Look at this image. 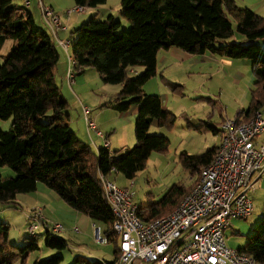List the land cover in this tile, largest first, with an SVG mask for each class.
I'll return each instance as SVG.
<instances>
[{"label": "trees", "instance_id": "obj_1", "mask_svg": "<svg viewBox=\"0 0 264 264\" xmlns=\"http://www.w3.org/2000/svg\"><path fill=\"white\" fill-rule=\"evenodd\" d=\"M12 2L0 0V49L5 41L14 42L0 64V119H11L7 130L0 127V167H9L15 175L0 174V203H14L17 194L32 192L42 183L73 210L102 224L106 242L115 243L111 261L75 256L69 264H115L118 240L111 232L113 215L98 175H109L115 169L133 179L145 168L152 151L167 148L168 138L149 133V129L155 121L158 126H171L175 116L163 108L159 95L143 89L157 74L163 79L157 71L158 52L176 47L190 55L248 59L254 77L251 100L234 117L247 120L264 106V16L234 0H120L124 23L113 14L98 19L94 13L69 31L77 35L72 41L67 38L75 73L92 68L103 83L119 84L115 98L108 101L116 111L137 107L133 146L114 150L102 146L95 152L77 137L63 114L67 102L55 80L60 47L28 11L20 13L21 7ZM73 2L95 8L105 0ZM127 24L129 28L124 30ZM236 35L240 40L232 41ZM137 66L143 68L141 73L131 70ZM208 127L214 134L219 132V127ZM216 149L213 145L196 154L182 151L179 160L195 174L211 161ZM195 182L186 188L173 184L159 200L146 205L148 217L166 214ZM7 230L8 225L0 222V264H13L18 256L26 264L29 253L38 249L37 237L27 236L22 246L10 245ZM44 235V246L55 252L32 264H61L66 239L48 229ZM237 250L264 264V216Z\"/></svg>", "mask_w": 264, "mask_h": 264}, {"label": "rangeland", "instance_id": "obj_2", "mask_svg": "<svg viewBox=\"0 0 264 264\" xmlns=\"http://www.w3.org/2000/svg\"><path fill=\"white\" fill-rule=\"evenodd\" d=\"M52 1L57 7V11H54L60 12V20L66 21L65 18H68V22H66L68 31H72L94 13H97L98 19L105 18L108 14H113L124 23L120 15V0H105V3L97 5L99 7L98 12L96 10L92 11L93 7H87L84 12L71 11L70 13H66V11L75 7L73 0ZM234 1L238 6L247 7L257 14L264 16V0ZM19 6H23V4ZM37 7L40 12L38 5ZM38 10L36 9L34 14L36 23L40 28L48 31L44 22H42L43 20H40L42 17L39 19ZM123 28L127 30L129 25L127 24ZM237 35L232 37V41L240 40ZM76 36L75 33L71 34L68 32L67 38L72 41L76 39ZM9 43L10 40H7L6 44L0 49V54H4V56L8 55L11 50ZM58 50L61 58L65 56V52L61 48H58ZM190 57L193 58L191 60H184L183 62L175 60L170 63L166 67V71L162 73L163 79L157 74L144 84L145 91L159 95L167 106V110L175 116L171 126H152L154 130L160 128L161 134L168 138L166 150L152 151L146 160L145 168L137 172L133 179L126 178L120 172L109 174V177L118 186L130 188L133 201L142 206L145 214L148 213L146 205L159 200L173 184H180L186 188L197 179L200 171L191 174L188 170L184 169L179 160L180 153L182 151L188 154L201 153L208 147L217 145L218 133L214 134L208 127V124L214 125L217 128L222 117H235L237 111L247 108L251 100L254 77L251 70V62L248 59H234L232 66H226L202 60L201 58L197 60L200 55ZM2 62L3 59L0 60V64ZM135 70V72L141 73L143 68L137 66ZM60 78H62V75L59 77L55 73V80L67 102L63 114L66 118L68 117L73 121L71 128L74 129L77 137L90 145V138L82 126L84 119L82 110L80 111L79 106L75 105L73 95L67 90L66 86L63 85L61 88ZM73 89L74 91L77 90L75 84L73 85ZM91 95H93L90 97L91 100L95 99L96 96L94 94ZM110 108H105L104 112L96 114L103 107L95 105L94 107H90V115L91 117L97 116V121L100 122L98 128L104 134L109 132L108 126L116 128L115 131H112L108 135V138L111 140V150L119 149L121 146L132 147L135 142V115L128 114L127 118L120 119L118 112ZM0 121H5L2 129L7 130L11 124V119H0ZM109 123L111 125H108ZM151 131L149 130V133H154ZM91 137L93 138V136ZM0 172L3 177L15 175L14 171L7 166L0 167ZM130 183H132V186H130ZM39 185L44 187L42 184ZM255 188L252 193L254 207L252 214L245 219H232L230 228L224 233L225 242L229 247L235 249L242 247L247 237L253 232L255 225L264 216V175L258 180ZM29 193L17 194L14 203H0V222L8 225L7 242L10 245L22 246L28 241L25 231L28 220L27 213L30 209L42 206L32 196L33 191ZM37 194L43 196L41 192ZM58 199L62 205L64 204L72 209L61 198ZM180 199L179 197L177 202ZM58 208L60 207L57 202L48 201L47 210L54 211L61 219L50 217V219L46 220L49 225L54 223L61 224L62 229L57 235L65 239L66 237L70 238L68 241L66 240L67 247L62 252L64 261L61 264L71 263L76 256L73 252L78 248L79 254L82 257H86L84 253H88L89 251L98 253L99 257L102 258L100 260L109 261L113 259L114 241L104 242L95 238V228H99V237H104V227L102 224L96 223L91 225L87 234L84 233L81 225H78L79 229L75 231L74 228L77 226L72 225L73 223L67 219L68 216L65 212ZM172 208L174 207H171L166 212H169ZM43 215L46 216L44 212ZM36 242L38 249L29 253L26 264H32L36 258L47 257L55 252L53 249L44 246L43 231L37 234ZM71 255L74 256L71 257ZM90 259V257L87 258L89 261ZM13 264H21L20 256L14 260Z\"/></svg>", "mask_w": 264, "mask_h": 264}, {"label": "built area", "instance_id": "obj_3", "mask_svg": "<svg viewBox=\"0 0 264 264\" xmlns=\"http://www.w3.org/2000/svg\"><path fill=\"white\" fill-rule=\"evenodd\" d=\"M29 0H24L20 13L25 14ZM42 20L54 42L67 54L65 78L72 84L76 75L69 54L70 43L60 37L66 26L54 9L38 0ZM84 12L75 6L66 13ZM87 130L105 135L90 118V109L81 105ZM219 141L211 161L200 169L192 188L169 212L148 217L139 213L129 187H120L114 180L99 173L104 196L110 206L113 222L111 232L118 240L115 264H258L249 254L229 247L224 233L234 218L245 219L253 212L252 193L264 175V106L247 120L224 117L219 125ZM112 172L117 173L115 169ZM132 186V183H130ZM26 234L36 238L45 227L58 234L62 225L48 224L41 207L27 213ZM78 231V228H74ZM95 238L99 228H95Z\"/></svg>", "mask_w": 264, "mask_h": 264}, {"label": "crops", "instance_id": "obj_4", "mask_svg": "<svg viewBox=\"0 0 264 264\" xmlns=\"http://www.w3.org/2000/svg\"><path fill=\"white\" fill-rule=\"evenodd\" d=\"M41 1L43 3L51 6L54 10L57 9L56 5L54 4V2L52 0L51 1L50 0H41ZM12 3L19 6V5L23 4V0H20V1L19 0H13ZM32 4H33V6H32ZM37 5H38V0H29V4L27 7V11H28V13H30V15L32 16L35 23H36V19H35L34 14H35V10L36 9L38 10ZM94 10H96L98 12L99 7H95L92 11H94ZM38 12H39V10H38ZM38 14H39V19H40L41 18L40 12ZM58 14L60 15V12H58ZM40 20H42V19H40ZM65 20L66 21L61 20V22L66 26L67 29L59 31L60 37H63V38H67L68 32H69L68 27H67V23H66V22H68V18H65ZM6 42L7 41H5V43L2 45V47L6 44ZM13 43L14 42L12 40H10L9 47H12ZM3 56H4V54H0V60L3 59ZM190 56H195V55H190L187 52H185L179 48H176V47H172L168 50H161L157 54V71L163 73L164 71H166V67L170 63H172L173 61L179 60V61L183 62L184 60H191V58H193V57H190ZM200 58L202 60H208V61L220 63L221 65H226V66H232L233 65L232 59H228L226 57L218 56L215 54L213 55V54L206 53V54L200 55V57H198L197 60H199ZM66 68H67V57H66V55L63 56L62 58L60 56L59 61L55 67V73H57L59 75V77L62 75V78H60L61 88L63 87V85H65L67 90H69L72 93L73 99L75 101V105L79 106L80 111H81L80 106L82 104L86 105L89 109H90V107H94L95 105L103 107V109H101L100 112H96V114L102 113V112H104L103 110H105V108H110V107H111L110 108L111 110L116 111L112 106H110L108 104L109 103L108 101L115 98V96H116V94L120 88L119 84H105V83H103L100 80L98 73L92 68H87L83 73L76 74L74 77L73 83L69 84L65 78ZM131 70L136 71L135 69H131ZM74 84H75V87L77 89L75 91L73 89ZM144 86H143V89L145 91ZM145 92H147V91H145ZM91 94H94V96H96L95 99L91 100L90 97L93 96ZM161 100H162V98H161ZM105 103H107L108 105L107 104L105 105ZM162 106L164 109H166V110L168 109L167 106L163 103V100H162ZM90 112H91V109H90ZM116 112H118V114H119L118 117L120 119L121 118H127L128 114L129 115H136L137 107L131 106L129 108V110H127L125 112H119V111H116ZM90 118L93 120L96 127L98 128V126L100 125V122L97 121V116L94 115L91 117V115H90ZM66 121H68L67 123L69 124V127L71 128L73 121H71L70 118H68V117L66 118ZM77 121H78V119H77ZM4 122L5 121H0L1 128L4 127ZM108 125H111V123H109ZM153 125L157 126L158 124L156 123V121L152 123V125L150 126L151 129H149V130H152L151 132L162 133L160 128H156V130H154L152 128ZM82 126H83L85 132L87 133L88 137L90 138V145L95 152L97 151V148L104 146V144H105L104 137L98 136L95 133L94 134L90 133L87 130L86 123H85L84 119H83ZM103 127H104V125H103ZM107 128H108L109 132H107V133L105 132L106 134H104L99 128L98 129L107 138V141L109 144V150H111L110 149L111 140L108 138L107 135H110V133H112V131H115L116 128H111V126H108ZM71 129L74 131L73 128H71ZM91 136H93V138ZM219 137H220V133L218 132V141H219ZM124 148H127V147L121 146V149H124ZM0 174H1V172H0ZM108 177H109V175H108ZM39 184H42V183L37 184L36 189L33 191L32 196L36 199V201L38 203H40L42 205L41 207L43 209V212L46 215L45 216L46 219L48 220V219H50V217H52V218L55 217L56 219L60 218V216L56 215L54 211L47 210L48 201L57 202L59 204V207H60L58 209L65 212V214L68 216L67 219L73 223L72 225H75L77 227H78V225H81L84 233L87 234L90 230V226L94 225V223L87 216L80 214V213L68 208L64 204L62 205V203H60V201L58 199L59 197L53 191L49 190L43 184L42 185L44 187H41ZM38 192H41V194L43 196H40L39 194H37ZM78 229H79V227H78ZM41 231H43L45 233L46 228L43 227V229H41ZM44 238H45V235H44ZM69 239L70 238L66 237L67 241ZM73 253H74V255L76 254V256L82 257L79 254L80 253L79 248L77 250H75ZM74 255H71V257H73ZM84 255L86 256V257H83L85 259H87L88 257H90L91 259H99V260L102 259L99 257L98 253L96 254L94 252L88 251V253H84ZM106 261H108V260H106ZM109 261H111V260H109Z\"/></svg>", "mask_w": 264, "mask_h": 264}]
</instances>
